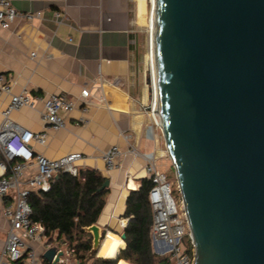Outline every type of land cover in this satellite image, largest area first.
Returning <instances> with one entry per match:
<instances>
[{"label": "water", "instance_id": "water-1", "mask_svg": "<svg viewBox=\"0 0 264 264\" xmlns=\"http://www.w3.org/2000/svg\"><path fill=\"white\" fill-rule=\"evenodd\" d=\"M154 54L194 264H264V0H156ZM84 230L90 260L104 237L97 224Z\"/></svg>", "mask_w": 264, "mask_h": 264}, {"label": "crops", "instance_id": "crops-1", "mask_svg": "<svg viewBox=\"0 0 264 264\" xmlns=\"http://www.w3.org/2000/svg\"><path fill=\"white\" fill-rule=\"evenodd\" d=\"M11 1L20 12H41L42 16L31 22L18 20L8 30L0 26V75L6 76L14 94L23 89L40 96L65 93L76 101L67 127L48 131L47 143L35 148L53 160L80 153L83 155L80 169H97L110 181L106 206L96 223L104 237L97 257L105 258L99 255L102 246L105 240L116 236L123 243L115 250L118 258L125 248L122 234L128 224L123 217L127 197L147 178L144 160L133 156L128 148L132 145L142 153L153 152L157 158L165 156L159 139L155 137L152 144L145 142L149 116L144 109L147 93L143 87L140 0ZM33 52L36 58L31 57ZM84 89L91 91L87 114L81 110ZM10 99L9 95L0 94V124ZM41 108V105L38 110L23 108L13 112L10 119L28 130L41 132L45 129ZM81 118H87L89 123H80ZM116 145L125 154L120 167L109 170L103 154ZM122 221L126 223L124 227ZM7 231L0 199V252ZM59 244L54 245L64 252L59 264H74V256L69 254L65 243ZM48 248L42 245V264Z\"/></svg>", "mask_w": 264, "mask_h": 264}, {"label": "built area", "instance_id": "built-area-1", "mask_svg": "<svg viewBox=\"0 0 264 264\" xmlns=\"http://www.w3.org/2000/svg\"><path fill=\"white\" fill-rule=\"evenodd\" d=\"M41 16V12H20L11 0H0V26L3 29H10L18 20L31 22ZM31 57L36 58L37 54L33 52ZM0 94L11 97L10 104L3 112L4 121L0 124V199L2 215L8 222L7 239L0 252V264H7L6 260L10 264L20 260L24 264H42L40 251L42 245H45V228L33 221L29 197L32 192H48L62 172L77 176L83 155L71 153L53 160L39 154L35 146L47 143L48 131L65 129L68 116L77 104L65 93L40 96L23 89L19 94H14L5 75H0ZM90 95L89 89L81 92L83 114L89 112L87 99ZM153 104L154 101L150 105V111L147 110L148 106L144 109L153 117L156 126L161 128L159 115L155 114ZM39 105L42 106L39 112L45 128L41 132L28 130L10 119L15 111L26 107L38 110ZM80 123L88 124L89 120L81 118ZM146 137L154 140L153 126L147 128ZM128 152L144 160L147 178L153 182L148 193L153 212L150 229L153 252L161 257H169V264H194L196 245L182 196L178 204L168 175L157 167L156 153H142L132 145ZM124 154L120 146L111 147L103 154L106 168L118 169ZM177 189L180 193L179 186ZM121 225L124 227L126 223L122 221ZM69 254L74 256V251Z\"/></svg>", "mask_w": 264, "mask_h": 264}, {"label": "trees", "instance_id": "trees-1", "mask_svg": "<svg viewBox=\"0 0 264 264\" xmlns=\"http://www.w3.org/2000/svg\"><path fill=\"white\" fill-rule=\"evenodd\" d=\"M108 179L97 169H79L77 176L62 172L48 192H32L29 204L32 219L45 228V245L54 246L64 240L67 251H74V264H169V257L153 252L150 229L153 212L148 193L152 180L144 178L141 187L130 191L123 217L128 220L124 228L125 248L117 259L94 255L86 257L92 249V236L84 228L96 224L106 206L110 188H103ZM60 245V244H59ZM115 257V251L109 258ZM44 264H49L43 259ZM14 264H24L23 260ZM129 264V263H128Z\"/></svg>", "mask_w": 264, "mask_h": 264}, {"label": "rangeland", "instance_id": "rangeland-1", "mask_svg": "<svg viewBox=\"0 0 264 264\" xmlns=\"http://www.w3.org/2000/svg\"><path fill=\"white\" fill-rule=\"evenodd\" d=\"M141 2L142 1H140L138 4L140 5V14H139L140 15V17H139L140 18V21H139L140 22V34L142 36L143 52H144V59H143V65H142V73L144 72L143 87L145 88L146 93H147V97H146V101H145L146 106H150L152 101H153V96H152V92H151L150 83L148 82V79H150V74H149L148 66H147V53H148L147 20L149 18L151 4H150L149 0H143V4L141 6ZM138 4H137V6H138ZM148 116H149L148 127L153 126V131H154L155 137L157 139H159L160 147L163 150V153L165 154V156L157 158V160H156L157 167H158V169L162 170L164 173H166L168 175L169 181L172 184L173 196L179 204L181 195L177 189L178 188V181H177V177H176V173H175L173 163L171 162V159L169 158L168 153H167L166 144H165V140H164L162 130H161V128L156 126V124L154 123L153 117L151 115H148ZM145 142L147 144L155 143V138H154V140L145 139ZM119 246H123V244H121V245H118V244L114 245L113 244L111 246L112 249L110 251V254L105 256V257H109L111 255V252L115 251L116 248ZM120 263H124V262H120Z\"/></svg>", "mask_w": 264, "mask_h": 264}, {"label": "bare ground", "instance_id": "bare-ground-1", "mask_svg": "<svg viewBox=\"0 0 264 264\" xmlns=\"http://www.w3.org/2000/svg\"><path fill=\"white\" fill-rule=\"evenodd\" d=\"M141 5L143 0H140ZM151 4L149 18L147 20V32H148V53H147V66L150 74V87L154 101V112H158V99H157V79H156V69H155V54H154V34H155V23H156V0H149ZM152 105V106H153ZM159 122V121H158ZM111 243H118L119 245L123 244L120 239L116 236L108 238L105 240L100 256H107L111 251ZM122 247V246H120ZM106 258V257H105ZM117 258V255L113 258ZM125 264V263H120Z\"/></svg>", "mask_w": 264, "mask_h": 264}]
</instances>
